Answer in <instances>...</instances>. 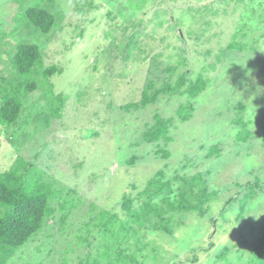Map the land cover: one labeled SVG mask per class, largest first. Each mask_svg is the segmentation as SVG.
<instances>
[{"label": "rangeland", "instance_id": "rangeland-1", "mask_svg": "<svg viewBox=\"0 0 264 264\" xmlns=\"http://www.w3.org/2000/svg\"><path fill=\"white\" fill-rule=\"evenodd\" d=\"M29 7L53 13L49 33L26 21ZM25 42L41 50L36 103L24 128L0 129V168L33 161L26 183L71 187L77 206L68 214L53 193L54 216L4 264H257L252 244L264 216V0H0V84L15 75L9 59ZM230 43L236 47L227 48ZM54 64L56 73H42ZM184 72L187 81L199 74L207 80L197 97L189 98L185 84L142 105L147 86L151 93L164 83L176 86ZM188 100L193 109L185 118L179 108ZM158 117L168 120L166 137L147 141ZM159 171L175 188L183 183L176 176L200 173L213 193L207 215L168 212L172 234L156 228L152 217L118 247L119 224L104 237L99 212L124 220L123 195L141 205L139 192ZM225 245L231 250L224 261L217 254Z\"/></svg>", "mask_w": 264, "mask_h": 264}, {"label": "trees", "instance_id": "trees-1", "mask_svg": "<svg viewBox=\"0 0 264 264\" xmlns=\"http://www.w3.org/2000/svg\"><path fill=\"white\" fill-rule=\"evenodd\" d=\"M137 3L139 2L137 1ZM135 6L139 9L143 7L138 4ZM23 15L26 21L34 25L37 31L45 34L49 33L55 24L53 13L43 7H29L23 12ZM141 23H143V19ZM126 45L132 46V43L128 42ZM235 47L234 43H230L227 46V48ZM40 61L41 50L37 44L25 42L16 45L15 53L9 59L15 75H12V73L7 75L0 84V129L2 132H6V130H14L15 132L17 127L21 126L24 128L27 122H31L32 108L36 103L32 99L34 96L32 94L36 91L34 75L38 70ZM172 68L170 67L169 69ZM58 70V67L54 64L46 67L42 73L50 76ZM14 77L16 81L11 80ZM185 84L184 92L190 99H193L206 88L207 80L202 74H199L196 80L187 81L186 72H184L176 86L164 83L161 89L156 90L154 93H151L148 89L151 85L147 86L144 89L141 103L146 105L156 100L160 92H175ZM29 95L32 96L30 101H27ZM40 100L41 105L43 102L46 105L50 104L44 98H40ZM27 103L28 105L26 106ZM192 109L193 104L191 100H188L186 105H181L179 113L188 118ZM36 112L43 115L40 108ZM240 123L244 126L240 136L244 140L248 135L246 130L247 122L242 118ZM167 126L168 120L158 117L154 126L147 130L144 137L147 141H158L161 137H166ZM2 156L4 157L3 154ZM32 168L33 161L24 162L23 160L16 161L14 166L0 168V264H4L10 256L15 254L17 249L40 232L47 217L54 216L56 209L51 200L53 193H59L56 200H58V197L60 199L56 202L59 208L67 211L68 214L77 206L76 199L72 196L75 191L71 187H64L54 191L49 182L41 185L36 183L28 185L26 183L27 175ZM176 177L181 179L183 183L175 188L173 181L164 179L163 172L159 171L156 177L151 178L145 188L139 192V196H145L139 206L135 205L136 197L131 194L123 195L119 204L125 212L126 218L124 220L116 221L118 215L110 213L106 209L100 211L97 224L101 226V229L104 228L103 236L107 235V230L105 229H109L113 233L115 232V225L119 224L120 231L117 233L115 240L118 242V247H120L122 243H129V237L135 236L139 231V227H146V223L150 222L152 217H157L159 220L158 222H152L156 228L164 229L172 234L173 228L169 225V219L166 218L168 212L197 211L201 216H206L208 206L205 207V204L211 200L213 193L210 192L206 182H204L203 176L198 173L193 177L180 175ZM254 184L261 189L258 181ZM251 188L255 187L251 186ZM250 195L246 194L241 200L240 206L242 209H244L245 201ZM158 197L160 199L156 201L155 199ZM67 215H63V217ZM211 220L216 224L214 217ZM260 221L261 223L257 227L258 231L254 235L255 240L252 246L257 264H264V216ZM213 245L214 241L211 240L209 246L212 247ZM104 246H110L108 240L104 242ZM230 250L231 246L225 245L217 255L225 261ZM193 251L196 250L193 248ZM195 257L197 258V255ZM132 258L136 259L134 255H132ZM247 263L249 264V260Z\"/></svg>", "mask_w": 264, "mask_h": 264}]
</instances>
